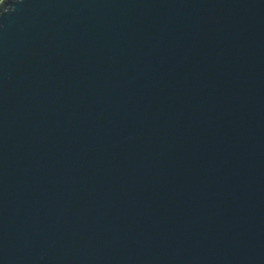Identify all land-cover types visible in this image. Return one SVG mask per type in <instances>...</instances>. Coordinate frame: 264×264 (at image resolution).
I'll use <instances>...</instances> for the list:
<instances>
[{"label": "water", "instance_id": "obj_1", "mask_svg": "<svg viewBox=\"0 0 264 264\" xmlns=\"http://www.w3.org/2000/svg\"><path fill=\"white\" fill-rule=\"evenodd\" d=\"M7 1L0 264H264V0Z\"/></svg>", "mask_w": 264, "mask_h": 264}, {"label": "trees", "instance_id": "obj_2", "mask_svg": "<svg viewBox=\"0 0 264 264\" xmlns=\"http://www.w3.org/2000/svg\"><path fill=\"white\" fill-rule=\"evenodd\" d=\"M7 2H8L7 0L6 1L0 0V15L6 9Z\"/></svg>", "mask_w": 264, "mask_h": 264}]
</instances>
